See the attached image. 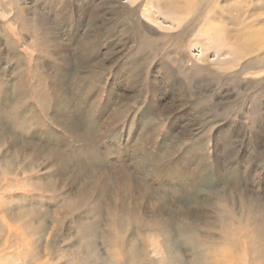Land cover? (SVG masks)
<instances>
[{
  "label": "rangeland",
  "instance_id": "374dc122",
  "mask_svg": "<svg viewBox=\"0 0 264 264\" xmlns=\"http://www.w3.org/2000/svg\"><path fill=\"white\" fill-rule=\"evenodd\" d=\"M201 1L0 0V91H21L0 109L29 99L48 129L7 117L0 264H245L248 236L264 264V0ZM34 72L77 92L98 156L36 112Z\"/></svg>",
  "mask_w": 264,
  "mask_h": 264
},
{
  "label": "bare ground",
  "instance_id": "6f19581e",
  "mask_svg": "<svg viewBox=\"0 0 264 264\" xmlns=\"http://www.w3.org/2000/svg\"><path fill=\"white\" fill-rule=\"evenodd\" d=\"M189 1V0H187ZM193 1V0H192ZM201 1V0H199ZM209 1V4L213 2V0H202V3H207ZM188 4V3H187ZM194 4V3H193ZM208 4V5H209ZM211 5V4H210ZM154 10V9H153ZM181 10V9H180ZM62 13V12H60ZM182 13V12H181ZM63 15V13H62ZM163 19V18H162ZM58 45V44H57ZM94 42L91 43H87L86 44V48L83 47V50H85V53L89 52V55L86 57L88 59V61H92L95 60L97 57V54L95 51H92V47H94ZM84 53V54H85ZM77 57V56H76ZM84 57V56H83ZM81 56V58H83ZM78 58V57H77ZM86 59V60H87ZM87 61V62H88ZM86 62V61H85ZM86 62V63H87ZM44 64V63H43ZM68 65V64H67ZM83 66V65H82ZM86 66V65H85ZM87 67V66H86ZM84 68V67H83ZM74 72V71H73ZM91 72V71H89ZM34 79H35V87H37V92L38 94L35 96L33 93L29 92L32 90V88H29L27 91V94L29 96L30 99H32L34 101V103H32V106L34 107V109L36 110L37 113H39V109L37 106H41L44 108V110L49 111L51 113L52 118L54 119V121L60 125L61 128H63V131H65L66 133L69 134V136L71 138H73V142H75L76 144L78 142H82L84 144H87L89 146H87L86 148H83L84 151L89 152L91 154V156L95 153L94 156H98L96 154L97 152V147L94 146L96 139L94 138L95 132H96V126L95 123L85 120L82 116V114L77 110L74 109L72 107V101H74L73 97H77V92L75 91L73 95L72 92H69L67 94V90H65L62 87V78L61 77H57L54 81L53 79L52 82L49 84L50 87L43 85V81L41 82L39 78V75L34 72ZM87 78V77H86ZM92 78H94V75L92 76ZM99 78V77H98ZM50 82V81H49ZM88 81L86 80L85 83H87ZM90 82V81H89ZM42 84V85H41ZM45 84V83H44ZM71 83L68 84V82L66 83V87L67 89L70 87ZM3 92L0 91V101L3 99V97H5L6 95L12 96L17 98L18 96L21 95V91H17L15 92V94H9V88H3ZM67 91V92H66ZM80 96L82 98H88L89 95L85 94L83 92H79ZM65 95V97L63 96ZM113 99V98H112ZM29 99H25L20 106L18 107H14L12 111H9V101L7 99H4L3 102V108L0 109L1 115L0 118L3 119L5 118V125L3 123L0 122V139H2V136L4 134H6V128H8V123H7V117L8 118H15L17 119V117L19 119H21L22 121L26 118L27 115L32 116V123L35 125L36 123L38 124V127H41L40 129H42L44 131V133L48 134V129L46 126H43L42 121L39 118H35L33 117V112L31 111V107L29 106ZM120 103V102H119ZM122 103V102H121ZM54 104V105H53ZM27 105V106H26ZM22 117V118H21ZM118 116H116V120H117ZM66 119H71L72 122L67 121ZM77 119H80L83 123H84V128H82V126H80V124H77ZM121 121V120H120ZM20 123V122H18ZM22 123V122H21ZM108 124V123H107ZM17 126V125H16ZM49 128V127H48ZM18 129V128H17ZM24 130V129H23ZM73 131H76L73 132ZM12 135V134H11ZM78 135V136H77ZM41 141V140H40ZM29 142V141H28ZM42 142H45L44 140H42ZM37 143L39 142H29V145H25L24 148L29 149L28 151L31 152V154L33 156L36 155V150H42L41 148H43V144L39 143V145H37ZM41 147V148H40ZM46 147V146H45ZM48 147V145H47ZM46 147V148H47ZM86 149V150H85ZM47 150H49L50 152H52L53 155H56V152H53L55 150H60V149H55V148H47ZM82 150V149H81ZM45 152H47L45 150ZM44 152V153H45ZM64 152V151H62ZM49 154V153H48ZM89 154V155H90ZM50 155V154H49ZM58 155V154H57ZM59 156V155H58ZM65 156L71 157V154H66ZM64 156V157H65ZM85 159V158H84ZM67 160V157H66ZM101 160V158H100ZM71 161V159H70ZM69 161V162H70ZM63 164L65 162H62ZM100 164V168H102V162H93V169L94 171L99 169L98 165ZM58 166V165H57ZM126 169V168H124ZM91 170V169H90ZM80 171V170H79ZM127 175V174H126ZM125 176V175H124ZM131 178V177H130ZM41 183V182H40ZM50 183V182H49ZM45 184H47V182H45ZM40 188H43V185L40 184ZM174 194H184L185 191L182 188H174L173 189ZM179 198H184V197H179ZM178 198V199H179ZM182 200V199H181ZM184 202L187 201V199L183 200ZM5 204V202H3ZM177 204H179L180 208L183 211H186V203H182V201L180 202L179 200L176 201ZM4 204H0V209L1 210H5L6 208L4 206ZM14 210V209H13ZM12 210V211H13ZM3 212V211H2ZM23 212V211H22ZM21 212V213H22ZM13 215V214H12ZM45 215V214H44ZM6 216V214H5ZM82 216V215H81ZM171 217V216H170ZM80 218V217H79ZM98 218V217H97ZM35 220V219H34ZM250 222L252 223L253 220L251 217H249ZM27 221V220H26ZM173 221H175L174 217L172 216V218L170 219V222L173 223ZM12 222V221H11ZM162 223V222H161ZM248 224V223H247ZM226 226V230L222 233L226 235L227 239L232 237L230 228L231 225L228 224V222L225 223ZM178 227V225H177ZM173 228V227H172ZM224 230V229H223ZM43 232V231H42ZM35 236H37L38 234H34ZM7 237V236H6ZM5 237V238H6ZM43 237V236H40ZM41 239V238H40ZM213 239V238H212ZM210 240V239H209ZM17 242H19V246L21 248H26V246L21 245V244H27L28 239L27 237H23L20 236L18 237V239L16 240ZM237 241L240 245H242V243L240 242L239 238H237ZM246 241V240H245ZM247 241H248V245L244 246V248H246L245 250H247L245 257L248 259V263L245 264H258L255 259V261L253 260L255 258L254 255V243L251 239V237H247ZM32 242V241H31ZM34 242V241H33ZM21 243V244H20ZM221 249H226V246L224 248ZM208 254L205 257L206 258V264H242V260H236L233 259L232 257H230V254H225V253H221L222 255L226 256L225 260H219L220 257H223L221 254L219 255V251H217V254L214 255L212 253V251L208 248H206ZM219 250V249H218ZM245 252V251H244ZM262 253L264 254V251H262ZM22 254V253H21ZM28 255V254H27ZM22 257V256H21ZM118 260V258H116ZM23 260V259H22ZM11 262V261H10ZM10 262H7V264H12ZM244 264V263H243Z\"/></svg>",
  "mask_w": 264,
  "mask_h": 264
}]
</instances>
